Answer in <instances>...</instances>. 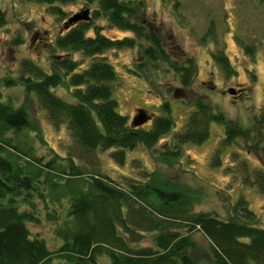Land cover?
Here are the masks:
<instances>
[{"label":"trees","instance_id":"trees-1","mask_svg":"<svg viewBox=\"0 0 264 264\" xmlns=\"http://www.w3.org/2000/svg\"><path fill=\"white\" fill-rule=\"evenodd\" d=\"M24 1L46 3L50 14L64 18L61 5L77 0ZM82 1L85 6L82 9L92 6L88 9L89 19L67 24L68 16L63 21L60 33L53 43L47 44L52 52L50 70L47 72L32 60L24 59L16 79L35 95L54 127L66 124L71 139L68 148L81 149L89 158L87 164L98 158L99 150L113 148L111 158L123 164L126 152L138 146L163 159L178 158L184 143L200 144L207 139L211 123L222 124L224 128L221 144L244 138V127L233 124L222 111L214 110L203 96L179 99L191 111L184 128L173 133L169 141H162L174 125L169 115L150 114L149 125L146 122L150 119L134 125L132 118L118 113L113 98L117 77L105 60L106 50L137 49L144 60L132 71L139 77L145 66L167 63L182 89L195 79L197 63L185 53L180 54L179 62L176 58L171 60L159 28L154 30L150 23L145 26L136 21V7L142 1ZM250 14L242 23L250 22ZM95 19H105L110 26L130 31L132 36L109 37L100 30L101 26L94 24ZM6 22V12L0 8V27ZM212 24L209 22L201 35L202 42L215 36ZM241 34L236 40L253 59L254 47L245 44ZM140 39L148 45L143 47ZM220 43L221 47L212 51L211 59L227 78L235 75L236 69ZM75 53L86 57V62L75 58ZM251 78L255 79L254 73ZM13 82L10 78L0 79V87ZM60 86H65L70 100L52 91ZM162 108L169 113L168 102ZM23 131H33L27 112L3 101L0 89V264H56V259L64 264H98V256L102 254L109 258L110 264H201L191 254L193 231L206 238L210 264H264V228L257 226V217L243 197L234 201L229 218L221 219L196 211L186 191L155 185L150 171L135 158L131 160L135 165L130 166L138 171L137 175L120 180L103 174L102 169L85 172L77 163L80 157L70 152L62 157L56 154L67 159L68 166L54 165L53 160L43 163L32 145L24 146L12 138L11 134L15 137ZM160 140V149L156 151ZM211 163L220 164L219 148L214 151ZM241 167L244 181L264 194V171L249 170L244 162ZM34 194L43 203V214L35 212L38 207ZM21 203L29 208L22 209ZM54 204L60 207L63 216L51 207ZM41 218L56 224L53 232L61 243L55 250L44 239L32 235L27 227L29 222L40 223Z\"/></svg>","mask_w":264,"mask_h":264},{"label":"rangeland","instance_id":"rangeland-1","mask_svg":"<svg viewBox=\"0 0 264 264\" xmlns=\"http://www.w3.org/2000/svg\"><path fill=\"white\" fill-rule=\"evenodd\" d=\"M133 1H142L139 7L135 4L136 21L145 26L150 23L154 30L159 28L158 33L171 60L176 58L179 62L181 53L192 56L197 63V73L192 84L182 89L176 73L167 63L160 61L156 67L147 65L141 71L142 77H139L132 71L144 60L137 49L106 50L105 60L113 67L117 77L113 98L118 113L131 119L135 110L142 108L155 116L169 115L174 125L162 139L169 141L173 133L184 128L191 111L179 99L188 95L194 98L203 96L213 105L214 110L222 111L233 124L244 127V138L239 137L230 144H221L224 128L222 124L211 123L207 139L200 144L184 143L178 158L163 159L143 146H138L126 152L123 164L111 158L113 148L99 150L98 158L87 164L89 158L86 159L81 149L75 146L68 148L71 139L66 124L54 127L46 118L45 111L37 104L35 95L26 91L16 80L24 59L32 60L47 72L50 70L52 52L47 44L53 43L68 16L85 7L83 1L62 4L65 16L57 18L47 11L46 3L0 0V8L7 16L6 24L0 27V79L10 78L14 81L10 86L1 85L2 100L22 107L35 132L34 136L33 131H23L15 137V134H11L12 138L24 146L32 145L43 163L53 160L54 165L68 166L67 159L58 156L70 152L80 157L77 163L85 172L102 169L103 174L116 180L137 175L138 171L130 166L134 164L131 160L135 158L150 171L155 185L175 187L189 193L196 211L228 219L234 201L241 196L257 217V226L264 228V194L256 186L244 181L241 167L244 162L249 170L264 171V0ZM87 8L90 10L92 6ZM246 8L251 12L250 22L242 23V12L245 10L247 13ZM209 22H213L215 38L208 36L207 41L202 42L201 35ZM94 24L101 26L100 30L109 37L132 36L130 31L110 26L105 19H95ZM37 31L40 34L34 37ZM239 33H242L240 39L245 44L253 45V59L244 53L236 40ZM140 40L143 47L148 45L143 39ZM220 42L224 44L225 53L236 69L235 75L227 78L211 59L212 51L221 47ZM74 57L84 62L87 60L77 53ZM253 73L254 80L251 78ZM230 87L239 88L240 95L233 97L229 94L227 89ZM52 91L64 100L71 99L65 86ZM164 102L169 103V113L162 108ZM149 123L151 119L146 125ZM160 142L154 148L156 151L160 149ZM218 148L220 164H212V155ZM33 199L38 207L35 212L43 214V203L37 201L35 194ZM20 207L29 208L22 203ZM51 207L63 216L57 204ZM41 219L40 223L29 222L27 227L32 235L44 239L48 247L55 250L61 243L53 232L56 224ZM190 239L193 244L192 257L201 264H210L206 238L199 231H193ZM54 262L64 264L57 259ZM97 262L110 264L104 254L98 256Z\"/></svg>","mask_w":264,"mask_h":264},{"label":"water","instance_id":"water-1","mask_svg":"<svg viewBox=\"0 0 264 264\" xmlns=\"http://www.w3.org/2000/svg\"><path fill=\"white\" fill-rule=\"evenodd\" d=\"M88 13H89L88 9H82L79 12H75L74 14H72L68 18L67 24H70V23L75 22L77 20H88L89 19ZM227 92L229 94L233 95L236 93V90L233 87H230L227 89ZM174 96H176V94ZM150 117H151V115L147 114L146 110H144L142 108H138V109H136V113L132 117V124L141 125V124L145 123L148 119H150Z\"/></svg>","mask_w":264,"mask_h":264},{"label":"flooded vegetation","instance_id":"flooded-vegetation-1","mask_svg":"<svg viewBox=\"0 0 264 264\" xmlns=\"http://www.w3.org/2000/svg\"><path fill=\"white\" fill-rule=\"evenodd\" d=\"M37 34H40V32H39V31L35 32L34 37H35ZM235 89H236V93L232 95L233 97L239 96L240 93H241V90H240L239 88H235Z\"/></svg>","mask_w":264,"mask_h":264},{"label":"crops","instance_id":"crops-1","mask_svg":"<svg viewBox=\"0 0 264 264\" xmlns=\"http://www.w3.org/2000/svg\"><path fill=\"white\" fill-rule=\"evenodd\" d=\"M241 9V8H240ZM246 10H247V13H246V11L244 10L243 12H242V15L245 17V15H248V9L246 8Z\"/></svg>","mask_w":264,"mask_h":264}]
</instances>
